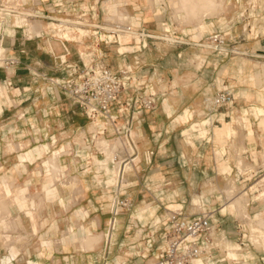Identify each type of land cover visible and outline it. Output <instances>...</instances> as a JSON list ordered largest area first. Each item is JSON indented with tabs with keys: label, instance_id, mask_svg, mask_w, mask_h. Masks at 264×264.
Instances as JSON below:
<instances>
[{
	"label": "crops",
	"instance_id": "1",
	"mask_svg": "<svg viewBox=\"0 0 264 264\" xmlns=\"http://www.w3.org/2000/svg\"><path fill=\"white\" fill-rule=\"evenodd\" d=\"M189 1L0 0V6L14 11L0 13V37L6 57L15 61L7 69L0 68V80L12 83L0 97V202H7L9 211V216L5 214L9 227L0 220V264H101L106 258L120 263L119 255L114 259L116 253L123 247L138 246L131 245L140 241L137 237L147 231L149 220L156 218L153 226L160 223L163 198L158 197L168 184L172 191L169 198L181 201L169 203L165 212L186 209L191 184L210 167L202 162V171L192 172L191 152L221 146L218 153H225L224 143L235 129L226 123L230 117L222 111L226 109L189 125L191 113L203 108L204 99L220 90H229L236 100L244 82L264 76L263 63L244 60H264V25L257 17L264 13V0H218L225 10L217 9L203 20L197 14L199 22L192 18L194 14L181 10ZM80 14L99 25H129L134 32L132 40L121 42L126 33L118 37L107 34L110 41L101 46V53L85 59L73 44L78 43L75 35L79 34L68 32L64 35L68 39L66 51L63 40L54 36L51 19ZM219 30L226 33V52L214 53L200 45ZM258 64L261 72L254 67ZM70 65L132 70L130 88L113 104L116 113L128 96L156 93L155 108L134 122L138 149L134 169L137 166L138 175L128 177L132 206L118 218L117 250L112 255L104 247L115 171L110 154H100L97 142L91 141L94 127L82 107L57 84L68 78ZM261 121L258 137L264 144V118ZM206 125H211L209 131ZM190 129L201 137L208 132L210 137L204 143L186 142ZM56 152L59 158L54 167L50 157ZM218 169L223 175L232 171L227 161ZM150 199L158 202L156 207L148 204ZM194 200L201 204L199 198ZM227 209L236 210L227 203L220 212ZM228 223L225 218L220 221L225 228ZM131 231L137 235L133 237ZM6 235L12 236L9 244ZM148 235L143 234L142 239ZM143 261L139 256L124 259L125 264ZM194 264L205 263L196 260Z\"/></svg>",
	"mask_w": 264,
	"mask_h": 264
},
{
	"label": "built area",
	"instance_id": "2",
	"mask_svg": "<svg viewBox=\"0 0 264 264\" xmlns=\"http://www.w3.org/2000/svg\"><path fill=\"white\" fill-rule=\"evenodd\" d=\"M14 11L5 6H0V13L10 14ZM264 25V13L257 16ZM55 37L63 40V47L67 51L65 43L68 39L65 34L76 32L80 36H117L125 33L133 34L129 25L107 24L99 25L88 20L86 14H80L73 18L51 19ZM1 29V25H0ZM81 31L84 32L82 35ZM69 32V33H68ZM64 36V37H63ZM109 39V38H108ZM101 41H103L101 39ZM110 41V40H108ZM108 41L106 43H108ZM206 43L200 44L214 53L226 52L227 38L223 30L214 32L208 36ZM61 62L66 64V60ZM15 61L6 57V49L3 48V38L0 37V68L7 69ZM71 69L68 78L60 83L65 92L76 104L80 105L93 125L91 141L97 142L99 138L107 143L115 138L120 140L121 146L110 148L111 163L117 173V180L112 184L114 195L110 202V219L105 234V250L109 253L114 232L117 230L118 218L124 210L132 206V200L128 197L127 190L131 187L128 178L124 179L125 168L131 164L135 166L138 149L136 135L134 134V122L145 111L152 110L156 106V93L150 91L148 95L128 96L125 101L119 103L118 113L113 111V104L117 103L120 95L130 88L133 79L132 70L119 68L113 70L105 65L67 66ZM12 83L8 80H0V92L2 88L9 90ZM2 97V94H0ZM235 97L229 90H220L215 95L204 99V110L209 116L213 112L233 106ZM122 120V125L120 121ZM100 154L104 151L96 147ZM153 152H150V156ZM178 211V212H177ZM172 211L168 217L169 228L163 235L161 245L153 251V241H148V254L153 256L150 264H194L196 260L214 259V253L218 249L220 223L214 220L213 210H202L198 213L186 214L181 210ZM143 259L147 255L142 254ZM107 258L101 264H108ZM219 262L216 261V263Z\"/></svg>",
	"mask_w": 264,
	"mask_h": 264
},
{
	"label": "rangeland",
	"instance_id": "3",
	"mask_svg": "<svg viewBox=\"0 0 264 264\" xmlns=\"http://www.w3.org/2000/svg\"><path fill=\"white\" fill-rule=\"evenodd\" d=\"M216 9L221 11L225 10L224 7L220 8L219 6ZM227 10H230V7H227ZM57 17L63 18L60 16ZM52 26L54 25L52 24ZM81 33L84 32L81 31ZM101 39L103 41H101ZM75 40H77L78 43H73V44H75L78 48L82 50L83 53L82 56L85 59H87L88 58L87 56L101 53V49H100L101 46L102 45L106 46L107 44L106 42L110 39H108L106 36H102L100 38L99 36L75 35ZM131 40H132V36L130 33H126L124 36L121 37L122 43H128ZM250 59L254 60V64L257 63V61H259V63L264 64V60L262 59H255L248 57L247 59L244 60L249 63H252V61L250 62ZM254 67L256 71L261 72L262 70L261 64L254 65ZM243 85L244 87L241 88L242 93L239 96H237L233 106L230 107L228 110H222V111H226L230 116L226 120V123H232L233 127L235 128L232 129L231 131L233 137L226 139L224 143L225 153H223V151L218 153L219 150L221 149V146L219 149L213 151L194 150L191 152L190 154V156H192L191 161L193 162V164H195L193 167H191L192 172H198V171L201 172L203 169L202 162L210 163V167L209 170H205V175L201 174L199 176L198 182L191 184L192 196L191 199L187 201L185 207L186 209H182V208L178 209L181 210V212L183 213L193 214V213H198L204 209L212 210V208L214 207L216 208V210L214 211V220H218L219 223L224 218L229 220L227 228L220 226L218 249L214 253L215 258L212 260H208V262H205L203 260L205 264H264V248L260 243L259 244L254 243L252 240H250L251 232H249L250 230L247 221L243 218H240L241 216L239 215L237 210L231 209L229 211L227 209L226 213L220 212L221 208L223 206H226L227 203H229L227 196L221 193L222 191L220 192V189L223 188L225 182H227L232 178L233 179L235 178L236 183L238 185L237 192L242 189H245L249 193V198L251 199L248 201V205H247V211L249 215L255 220L262 218L264 219V212H263L264 199H259L255 201L253 200L254 195L255 194L259 195V193L262 192L261 189L264 187L263 185L264 183L263 181H261V179L264 177V144L263 141L258 137V135L260 134V130L258 128V122H260L264 118V110H263L264 109V76H261V79L255 82L247 80L246 82L243 83ZM2 91L4 95L6 94V92H8V90H5L4 88H2ZM256 110L258 111L255 112ZM198 114L200 116L198 118L195 117ZM191 116L193 120L189 122V125H192L195 122H201L210 117V115L207 116L204 107L196 110L195 113H191ZM256 116H260V118L258 119ZM210 127L211 125H206L208 131ZM250 129H252L254 132L255 135L254 140H251L250 138V136H253L251 131L249 132ZM206 136L201 137L198 135V132L190 129L188 131V134L184 138H186V142L193 141L197 143H204L206 142V140H208V137H210V135H208V132ZM100 139L102 138H99V140ZM108 143L117 144V146H121L120 140L116 138L112 141H108ZM237 150L239 151V153ZM106 152L108 154H111L110 153L111 151L105 150V153ZM236 157L239 160H243L245 163L250 164L252 166L251 170L239 172L236 167L238 161ZM224 161H227L229 165L232 167V171L230 175H223L219 173L218 167ZM136 171H137V166L135 167L134 171L129 173V178L138 175V172L136 173ZM169 185L170 184H168L165 193L160 197H158V200H160L161 197L163 198L162 201L160 200L161 204H163V206H161V209H159V212L163 215L162 216L159 213L161 215L160 223H158V225L156 226H153L151 223L153 221L155 222L156 218H153L151 221L149 220L150 222L149 226L151 227L147 226V231H145L144 233L141 232L140 233L141 235L139 234L137 237L138 239H140V241L136 242V244L131 245V246L133 245H138V246H136L134 249L129 248V246L123 247L122 250H119V252L116 253L114 257V259H116V256L119 255L120 258H118V260L120 261V263H118L116 260L113 261L112 260L113 258H110L107 260L108 264H125L124 259L126 256H130V258L131 256H139L140 258L142 254L147 255V258H144V261L141 264H150L152 262L153 256L148 254V241L152 240L154 242L153 251L157 246L161 245L163 240L162 239L163 235L169 228L168 217L172 211H177L175 209H172L165 212L164 208L168 206L169 203L171 202L181 201V200H177V198H171V199L169 198L172 192L170 190L171 187ZM218 196H221V198L219 199ZM195 197L201 200L200 205H198L199 201L197 200L193 201ZM135 202L137 204L138 199H136ZM148 204L152 205V207H156L158 202H155V200L150 199L148 200ZM167 215L168 217L167 219H165ZM118 229L119 228L117 225V230L114 232L112 238L113 243L109 248V253L111 255L112 252L114 253L117 250V247L114 246V244ZM143 234H149V235L146 236V239H142ZM131 235L135 237V235H137V232L136 231L132 232ZM218 260L219 262L216 263V261Z\"/></svg>",
	"mask_w": 264,
	"mask_h": 264
},
{
	"label": "bare ground",
	"instance_id": "4",
	"mask_svg": "<svg viewBox=\"0 0 264 264\" xmlns=\"http://www.w3.org/2000/svg\"><path fill=\"white\" fill-rule=\"evenodd\" d=\"M207 4H210V6L208 7ZM219 2L218 0H192V1H189V2H186L184 3V6L181 7V10L185 11L186 13L190 12L192 15H196V16H192V18L194 19H197L196 17L197 14H199L201 17H198V19H202L203 17L205 16H208V15H212L215 11V9L219 6ZM217 10V9H216ZM190 15V14H188ZM191 16V15H190ZM197 19V22H199ZM203 20V19H202ZM202 22V21H201ZM105 23V22H104ZM103 23V24H104ZM112 24V23H111ZM130 33V32H129ZM84 33H82L83 35ZM121 34V33H120ZM173 40V39H172ZM62 58L64 59V57L62 56ZM0 94H2V96L4 95L3 91L2 93L0 92ZM263 122L260 121V125L262 126ZM235 132V131H234ZM243 133V132H241ZM240 134V132H239ZM136 135V134H135ZM236 136V135H235ZM241 136V135H240ZM243 136V135H242ZM251 138H253V136H251ZM235 139V138H234ZM239 140V139H237ZM118 141V140H117ZM241 141V140H240ZM238 142V141H237ZM242 144V142H241ZM97 145H98V148L102 151H105V150H108L110 151V148H111V145L109 143H107L104 139H98L97 140ZM239 145V144H238ZM235 146V145H234ZM112 147L116 148L117 147V144H113ZM238 151V150H237ZM107 153V152H106ZM239 153V151H238ZM108 154V153H107ZM238 155V154H237ZM236 155V156H237ZM242 157V156H241ZM59 158V153H54L51 157H50V161L51 163L53 164V166L55 167V164L57 162ZM237 158V157H236ZM238 159V158H237ZM236 167L238 169L239 172H244L246 170H251L252 166L248 163H245L243 160H239L237 161V164H236ZM56 169V168H55ZM134 171V166H132L131 164L127 165L126 168H125V175L124 176V179L125 178H128L129 177V173ZM237 171V172H238ZM238 172V173H239ZM56 175V174H55ZM238 175V174H237ZM117 180V173L115 171V182ZM261 181H263L264 183V177L261 179ZM264 185V184H263ZM237 188H238V185L236 183V179L232 178L230 180H228L227 182H225L223 188L221 189L222 193L227 196L228 198V202H229V205H234L236 210L239 212V215L241 216L240 218H243L247 221L248 223V226H249V232H251V238L250 240H252L254 243H260L263 248H264V219H258V220H255L253 219L248 211H247V205H248V201L251 200L249 198V193L247 190L245 189H242L240 191L237 192ZM262 192L259 193V195H254L253 197V200H259V199H264V187L261 189ZM35 196V195H34ZM33 196V197H34ZM39 196V195H38ZM37 196V199L39 198ZM41 196V195H40ZM36 197V196H35ZM32 198V196H31ZM41 199V197H40ZM39 200V199H38ZM43 200V199H42ZM5 201V200H3ZM41 202V201H40ZM7 203V202H6ZM4 202H0V220L3 221L5 223V214L8 215L7 213L9 211H7V208H8V204H6ZM7 211V213H6ZM264 212V211H263ZM9 216V215H8ZM8 218V217H7ZM10 218L13 219V217L11 216ZM12 219H9V220H6L7 222L8 221H11ZM16 218L14 217V220ZM18 219V218H17ZM19 220V219H18ZM2 222V223H3ZM2 224L3 226L6 224ZM16 223V222H15ZM11 224V222H10ZM8 225V223L6 224ZM9 227V225H8ZM22 227V226H21ZM7 229V227H6ZM19 231V229L17 230ZM12 232V231H11ZM15 233V232H14ZM19 233V232H18ZM17 233V234H18ZM20 235V234H19ZM22 237V236H21ZM93 237H96V236H93ZM6 239V241L9 243L12 242V236L11 235H6L4 237ZM224 239V238H223ZM221 243V242H220ZM227 246V245H226ZM233 246V245H232ZM231 246V247H232ZM257 246V245H256ZM220 248V247H219ZM234 248V247H233ZM236 248V246H235ZM234 248V249H235ZM243 249V248H242ZM236 250V249H235ZM238 250V249H237ZM240 250V248H239ZM238 250V251H239ZM230 251V249H229ZM237 252V251H236Z\"/></svg>",
	"mask_w": 264,
	"mask_h": 264
}]
</instances>
